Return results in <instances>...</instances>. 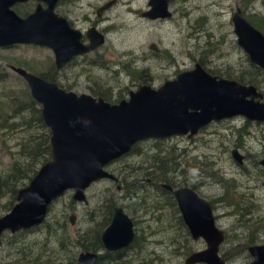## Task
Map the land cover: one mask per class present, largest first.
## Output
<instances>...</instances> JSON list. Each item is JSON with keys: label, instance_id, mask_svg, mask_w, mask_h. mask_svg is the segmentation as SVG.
<instances>
[{"label": "rangeland", "instance_id": "1", "mask_svg": "<svg viewBox=\"0 0 264 264\" xmlns=\"http://www.w3.org/2000/svg\"><path fill=\"white\" fill-rule=\"evenodd\" d=\"M109 1L61 0L58 3V12L63 11L76 28L85 31L97 23L96 27L105 34L101 47L60 70L55 69L50 48L32 44L0 47V115L11 114L7 95L21 98L25 91L30 93L27 82L11 69L12 66L36 75L51 71L62 88L93 96L103 93L111 102L127 98L129 91L141 84L157 88L180 71L190 69L200 58L205 59L209 71L218 78L248 84V78L256 77L246 52L236 42L231 16L239 7L244 16L256 21L250 16H264V0H171L172 15L162 19L143 16L142 13L150 9L149 0H114L98 17L97 8ZM28 5L16 7L15 4L13 8L28 11ZM151 43L158 47V52L150 49ZM128 68L136 72L129 73ZM255 86L264 102L263 74L257 77ZM13 120L17 117L11 116L8 123ZM21 135L7 125L2 126L0 119V174L12 161ZM233 149L245 156L243 165L232 157ZM262 158L264 121H250L237 115L213 121L191 138L172 135L144 140L138 143L135 152H130L117 164H125L126 171H139L135 172V179L149 169L157 172L161 168L168 173H178L177 179L197 183L201 194L212 202L217 227L225 232L226 238L219 245L225 264H250L252 257L247 248L264 244V168L259 164ZM147 179H143L145 184ZM145 191L154 192V189L144 185L137 187L136 195L123 197L110 181L99 182L86 190L87 203L84 204L72 199V190H66L51 203L41 225L14 234L3 233L0 264H45L49 258L60 264L63 257H73L77 251L75 240L79 234L91 233L94 223L89 219L91 210L97 208V220H103V202L116 198L128 204L129 210L136 214L134 203ZM6 201L5 197L0 200V216L8 212L2 207ZM145 201L148 203V197ZM98 205L102 207L99 209ZM141 212L136 214L137 232L143 241L140 243L155 248L153 255L144 248L141 257L152 256L154 264H184L192 252L207 247L204 240L185 237L172 209ZM72 213L76 215L73 224L69 221ZM56 222L65 224L68 231H49L50 224L56 227ZM146 238L150 245L146 244ZM129 253L134 256L136 252Z\"/></svg>", "mask_w": 264, "mask_h": 264}, {"label": "water", "instance_id": "2", "mask_svg": "<svg viewBox=\"0 0 264 264\" xmlns=\"http://www.w3.org/2000/svg\"><path fill=\"white\" fill-rule=\"evenodd\" d=\"M29 0H0V47L33 44L50 48L56 69L74 57L88 53L104 43L105 37L95 28L87 31L89 44L81 42V32L55 11L58 0L43 1L22 17L12 7ZM111 0L97 9L98 15L108 9ZM169 0H149L150 9L143 13L150 19L171 15ZM239 46L251 62L264 71V34L251 25L236 8L232 16ZM152 50H157L154 43ZM28 84L32 98L40 105V114L50 131L51 155L38 168L29 183L20 188L16 203L0 216V242L9 231L29 230L41 225L49 206L66 190L72 199L86 202L85 189L101 178H113L105 166L128 153L134 145L149 138L163 139L172 135L192 137L212 121L243 116L250 121H264L262 94L254 85L218 78L196 64L159 87L140 85L129 92L128 99L110 103L89 93H76L56 82L12 66ZM232 157L243 163L244 156L233 149ZM264 168V158L260 161ZM183 219L194 239L202 237L206 248L191 253L185 264H225L218 253L224 240L209 202L190 188L174 192ZM75 214L69 221L73 224ZM132 220L116 208L110 224L102 233L107 249L128 245L133 239ZM250 264H264V244L247 248ZM96 253L79 254L76 264H94Z\"/></svg>", "mask_w": 264, "mask_h": 264}, {"label": "flooded vegetation", "instance_id": "3", "mask_svg": "<svg viewBox=\"0 0 264 264\" xmlns=\"http://www.w3.org/2000/svg\"><path fill=\"white\" fill-rule=\"evenodd\" d=\"M171 0H169V3H170ZM61 2V0H58V3ZM57 3V5H58ZM169 3H168V9H169ZM25 4H29L30 7H28V11H25V10H21V9H18L16 8L17 6H23ZM40 4L42 7H46V4L45 2L43 1H37V0H29V1H26V2H23V3H16V7L13 8L20 16L24 17L26 15H28L29 13H31L35 8L36 6ZM15 5V4H14ZM13 5V6H14ZM28 5V6H29ZM57 5L55 7V11L56 13H58L60 16H63L65 17L68 22L70 23L71 27L75 28V29H78L75 27L74 23L67 17L65 16V14L63 13V11L61 12H58L57 10ZM101 7V6H100ZM98 7V8H100ZM21 8V7H20ZM97 8V9H98ZM236 8H239V7H236ZM236 8L234 10V12L236 11ZM240 9V8H239ZM147 11V10H146ZM170 11V10H169ZM97 12V10H96ZM104 11H102L99 15L97 13V16L98 17H101V14L103 13ZM145 12V11H144ZM143 12V13H144ZM233 12V14H234ZM142 13V14H143ZM171 13V11H170ZM240 13L241 15L251 24L253 25L255 28H257L259 31L262 32L261 29H259L257 26V23L255 24V21H251L249 18H247L246 16L243 15V12L242 10L240 9ZM232 14V16H233ZM172 15V13H171ZM171 15L169 17H171ZM232 16H231V22L233 24V21H232ZM258 16V17H257ZM169 17H164V18H169ZM250 17H253L252 19L256 20V21H261L264 23V16L263 15H258V14H254ZM162 19V18H161ZM261 19V20H260ZM96 24L97 23H93L92 25H90L85 31H82L80 29H78L80 32H81V42L83 44H89L90 43V40L88 39L87 37V31L90 29V28H95L97 31H99L100 33H102L105 37V34L104 32L100 31L97 27H96ZM257 25V26H256ZM233 28H234V25H233ZM235 33V32H234ZM263 33V32H262ZM264 34V33H263ZM236 35V34H235ZM236 42L238 44V39H237V35H236ZM105 43V41H104ZM103 43V44H104ZM152 44V43H151ZM33 45V44H32ZM102 45V44H101ZM101 45L99 47H101ZM38 46V45H37ZM156 46V45H155ZM239 46V44H238ZM44 47V46H43ZM97 47V48H99ZM150 47V45H149ZM96 48V49H97ZM157 50H153L154 52H158L159 49L158 47L156 46ZM96 49L88 52V53H85V54H81V55H78L76 57H74L69 63H67L66 65L70 64L72 61H74L75 59L77 58H80V57H83V56H86L92 52H94ZM151 49V48H150ZM247 54V53H246ZM248 56V55H247ZM249 59V57H248ZM250 61V59H249ZM251 65H252V68L255 70V74L257 73H261L264 75V71L259 68L256 64H254L253 62H251ZM196 64H199L200 66H202L208 73H210L211 75H214L213 72L209 71V69L207 68V64L205 62V59H199V61H196L194 63V65L190 68V69H187V70H184V71H188V70H191L195 67ZM55 65V64H54ZM65 65V66H66ZM65 66H63L62 68H64ZM61 68V69H62ZM56 69V68H55ZM60 70V69H58ZM184 71H180L179 73L181 72H184ZM177 73L176 76L179 74ZM175 76V77H176ZM216 76V75H214ZM222 78V77H220ZM233 80V79H231ZM141 85H148V84H141ZM252 85V84H251ZM140 86V85H139ZM255 86V85H254ZM256 87V86H255ZM138 88V87H137ZM257 88V87H256ZM258 90V88H257ZM130 91H133V90H130ZM129 91V92H130ZM259 91V90H258ZM260 92V91H259ZM261 93V92H260ZM262 94V93H261ZM95 97H102L104 98L103 96H95ZM129 97V95H128ZM127 98H122V99H128ZM120 99V100H122ZM105 100V99H104ZM119 100V101H120ZM107 101V100H106ZM119 101H113V102H110V103H118ZM109 102V101H107ZM220 121V120H219ZM213 122V121H212ZM211 123V122H210ZM209 123V124H210ZM208 124V125H209ZM46 126V125H45ZM206 127V126H205ZM50 132V131H49ZM187 136V135H186ZM188 137V136H187ZM193 137V136H192ZM188 138H191V137H188ZM149 139H158V138H149ZM165 139V138H163ZM147 140V139H146ZM144 141V140H142ZM142 141H139L137 142L134 147L136 145H138V143L142 142ZM133 147V148H134ZM132 148V149H133ZM132 149L122 155L121 157H119L118 159L110 162L108 165H106L104 168L105 170L111 174L113 176V178H101L99 179L98 181L96 182H93L88 188L85 189V196H86V190H88L89 188H91L94 184H97L99 182H111L112 184L115 185L116 187V190L118 191H121L122 193V196L123 197H132V195H136L135 194V191L137 190V187L140 188V187H144V185H150L152 187V189H154V192H143L140 197L138 198V201L137 203H134L137 207H136V214H139L142 209L144 211H142L141 213H146L148 211H150V213H152L153 211H158L156 213H159V212H163V209L164 208H170L172 209L173 211V214L177 215L175 217L176 221H177V226L183 231V232H187L189 234V237L193 240H196V241H199V240H204L202 237H199L198 239H194L191 234H190V230L188 228V226L186 225L184 219H183V216H182V213L179 209V206H178V200L174 194V192L176 190H179L181 188H190L192 190H194L197 195L200 197V198H203L205 200H207L209 202V204L211 205V208H212V214H213V217H214V223L216 225V217L214 215V210H213V205H212V202L207 199L206 197H204L201 192L199 191V188H198V185L197 183H193V182H190L189 180H182V179H177L178 178V173H174V172H171V173H168L167 170L165 169H161L159 168V171L157 172H150L151 169L147 170V172H143V174L139 177V178H134L133 176L135 175V172L138 173L139 171H135V172H130V171H126L125 170V167L124 165H120V164H117L119 162V160L121 158H124L126 155H128ZM232 152V151H231ZM244 156V155H243ZM244 159H245V156L243 158V163H244ZM262 160V159H261ZM260 160V161H261ZM236 161V160H235ZM260 161H259V164H260ZM237 162V161H236ZM238 163V162H237ZM238 163L239 165H243ZM116 165H119L116 166ZM114 166V167H113ZM262 166V165H261ZM40 167V166H39ZM113 167V168H112ZM129 167V166H127ZM263 167V166H262ZM119 170H118V169ZM131 168V167H129ZM166 176L167 177V181H159L158 179H160L162 176ZM151 176V177H150ZM147 179V183L145 184L143 182V179ZM264 184V183H263ZM133 191V192H132ZM154 193H156V195H154ZM154 195V196H152ZM148 197V203L145 201V198ZM113 198V197H112ZM134 198V197H133ZM135 199V198H134ZM77 202H81V203H84L86 204L87 203V197H86V202H83V201H77ZM102 205V204H101ZM103 211L101 212V214L103 215V220H97V208L93 209V211L91 210V212L89 213V219L90 220H93L94 223L93 225H91V233L88 235V233H84V234H79V237L75 240V248H76V252L73 253V258H74V264H76V261H77V258L79 256L80 253L82 252H85V251H89V252H93V253H96L97 254V257L94 261V264H102L103 263H112V264H120V259H123V262H126V264H129V262L131 261L133 264H135L137 262V260L135 259L134 256H130L129 252H137V251H142L144 250V248L148 249L150 251V255H153L154 251H155V248L152 247V246H148V245H141L140 241H142V239L139 237V234L137 232V224H138V221L136 220V214L133 213V211H130V206L128 204H125V203H121V202H118L116 201V198H113V199H108L106 200L105 202H103ZM102 206H99L98 205V208L100 209ZM116 208H121L123 213H125L131 220H132V225H133V239L132 241L126 245V246H123V247H120L118 249H114V250H110V249H107L103 243V240H102V233L104 232L105 228L110 224L112 218H113V215L115 213V210ZM96 212V213H95ZM75 214V213H74ZM94 214V215H93ZM76 217V215H75ZM217 227V225H216ZM218 228V227H217ZM33 229V228H31ZM219 230L223 231L222 229L218 228ZM30 230V229H29ZM23 231V230H22ZM26 231V230H24ZM20 232V231H18ZM224 232V231H223ZM5 233V232H4ZM10 233V232H9ZM17 233V232H15ZM10 234H14V233H10ZM3 236V234H2ZM226 238V235H225V232H224V239ZM2 239V238H1ZM85 242L86 244L90 245L88 247V249H83L81 247V244ZM143 242V241H142ZM145 242L146 244H149L151 242L148 241V238L145 239ZM1 243V242H0ZM150 245V244H149ZM203 250V249H202ZM65 251L68 253L69 252V247L66 246L65 247ZM197 251H200V250H197ZM196 252V251H194ZM193 253V252H192ZM220 257L222 258V255L220 254V250L218 251ZM152 258V256H150ZM64 260H61L60 264H70L71 262L68 263V261L72 258L71 256H68V257H63ZM116 258V260L118 261H107L108 259H114ZM67 259V261L65 262V260ZM131 259V260H129ZM224 259V258H222ZM225 261V260H224ZM128 262V263H127ZM185 264V263H184Z\"/></svg>", "mask_w": 264, "mask_h": 264}, {"label": "trees", "instance_id": "4", "mask_svg": "<svg viewBox=\"0 0 264 264\" xmlns=\"http://www.w3.org/2000/svg\"><path fill=\"white\" fill-rule=\"evenodd\" d=\"M256 23L258 25L256 26L261 29L264 33V23L261 21H255V24ZM128 70L129 73H131L132 71L136 72L131 68H128ZM39 75L47 80L57 82L54 73H52L51 71L49 73H41ZM261 75V73H257L255 74L256 77L248 78L247 83L257 85V77ZM240 81H243V79H241ZM59 86L62 87V85ZM101 95L104 97L105 100L111 102V99H109L105 94L102 93ZM6 97L8 103L7 105L10 108L11 114L7 116L0 115L2 126L7 125V128L14 129L22 134L20 137V142L18 143L19 148L14 153L12 161L8 164L7 170L3 172V174H0V200L4 197L7 198V201L2 205V207L9 211L16 202V195L18 190L25 186V180H28L29 182L31 178L36 174L39 166L50 158L51 148L49 144V129L45 126L42 120L39 104L31 97L30 93L25 91L24 93H22L21 98L17 96L9 97L8 95ZM119 100L120 99H118L117 101ZM11 116L13 117V119L17 117V120H13L11 123H8V119ZM136 149L137 145L132 149L131 152H135ZM158 180L167 181V177L164 175ZM56 224V227H53V225L50 224V226L48 227L49 231H68V228L65 224L60 225L57 222ZM182 233H184L186 238H189V234L187 232ZM89 246L90 245L86 244L85 242L81 244V247L83 249H88ZM142 253L144 252L137 251L135 253L134 257L137 258V262L135 264H154L151 261L152 258L147 259L145 254L143 257H141ZM112 260L115 261L116 258L108 259L107 261L110 262ZM119 261L120 264H126V262H123V259H120ZM69 262H71L70 264H74V258L72 257L68 261V263ZM44 263L57 264V260L49 258L46 262L44 261ZM102 264L112 263L102 262ZM129 264L133 263L130 261Z\"/></svg>", "mask_w": 264, "mask_h": 264}]
</instances>
